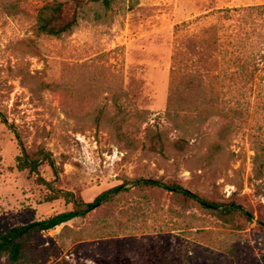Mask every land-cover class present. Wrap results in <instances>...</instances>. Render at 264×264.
<instances>
[{"label":"rangeland","instance_id":"374dc122","mask_svg":"<svg viewBox=\"0 0 264 264\" xmlns=\"http://www.w3.org/2000/svg\"><path fill=\"white\" fill-rule=\"evenodd\" d=\"M51 1L0 0V233L72 209L54 189L85 201L128 189L0 264H264V0L85 2L61 36L38 30ZM17 136L52 153L56 181L47 160L19 167ZM137 178L251 217L230 224Z\"/></svg>","mask_w":264,"mask_h":264},{"label":"trees","instance_id":"16d2710c","mask_svg":"<svg viewBox=\"0 0 264 264\" xmlns=\"http://www.w3.org/2000/svg\"><path fill=\"white\" fill-rule=\"evenodd\" d=\"M91 1H101L108 7L110 6L111 0H75V7L70 6L68 2L64 0H55L45 3L40 7L38 12L37 24L39 32L54 36H61L65 33L72 32L79 21V7L85 2ZM262 58L264 59V55ZM0 115L2 121L8 124L7 117L4 114ZM17 137L22 145V154L18 157L19 167L22 169L30 168V170L35 171L44 160H47L54 169V181H56L60 177V174L52 153L45 149H41L37 154L32 155L24 147L20 137ZM188 142L189 141L185 138H179L173 142V146L175 149L182 150ZM152 144H154L155 147L160 149L162 152L164 151L165 142L160 132L155 134ZM257 154L259 155V152ZM131 183L134 186L162 187L170 191L180 193L186 198L199 202L204 207L213 209L217 212L219 218L230 224L238 222V218L240 217H251L250 211L241 203L232 201L224 204L219 201H213L180 183H168L154 178H137L131 181ZM49 184L52 186L53 182H50ZM52 189L54 188L52 187ZM127 189L128 187H126V184L116 185L100 193L93 201H85L81 196H77L73 191L54 189L55 194L49 197V200L62 197L67 203H71L73 205L72 209L65 210L47 218L32 221L27 224L15 225L6 232L0 233V256L8 255L13 261L19 260L26 242L31 241L37 233L54 228L76 217L84 216L101 206L105 201L112 199L114 196L126 191Z\"/></svg>","mask_w":264,"mask_h":264}]
</instances>
